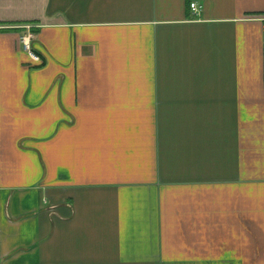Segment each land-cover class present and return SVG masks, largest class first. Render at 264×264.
<instances>
[{"label": "crops", "instance_id": "crops-1", "mask_svg": "<svg viewBox=\"0 0 264 264\" xmlns=\"http://www.w3.org/2000/svg\"><path fill=\"white\" fill-rule=\"evenodd\" d=\"M0 264H264V0H0Z\"/></svg>", "mask_w": 264, "mask_h": 264}, {"label": "built area", "instance_id": "built-area-1", "mask_svg": "<svg viewBox=\"0 0 264 264\" xmlns=\"http://www.w3.org/2000/svg\"><path fill=\"white\" fill-rule=\"evenodd\" d=\"M191 10L193 12H198L199 5L196 2H192L190 4ZM34 35L30 30H28L25 34L21 36V44L24 47V49L30 54V56L33 58L35 62H41L42 58L39 53H37L33 47H32V39Z\"/></svg>", "mask_w": 264, "mask_h": 264}]
</instances>
